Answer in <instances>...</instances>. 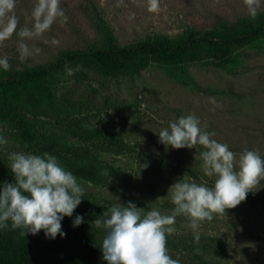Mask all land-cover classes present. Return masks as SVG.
Wrapping results in <instances>:
<instances>
[{
	"label": "rangeland",
	"instance_id": "374dc122",
	"mask_svg": "<svg viewBox=\"0 0 264 264\" xmlns=\"http://www.w3.org/2000/svg\"><path fill=\"white\" fill-rule=\"evenodd\" d=\"M34 4L35 0H17L18 29L31 26ZM61 7L66 23L58 18L49 30L31 39L13 33L0 42V55L9 57L11 66L6 72L0 70V77L30 71L66 52L97 44L95 10L121 46L149 37L178 41L192 30H208L218 22L216 26L234 25L264 17V0L254 18L248 15L245 0H158L155 11L150 10L149 0H62ZM21 39L30 50L24 58L17 50ZM41 85L38 96L45 116L34 118L32 108L23 106L25 116L34 118L38 139L51 137L64 152L74 147L90 150L67 131L72 125L80 131L111 132L128 147L121 154L92 150L102 164L105 183L78 179L83 197L97 205L116 203L112 195L122 204L133 201L138 207L170 214L173 205L167 190L176 178L184 174L212 185L214 178L203 174L199 145L174 149L159 141L158 132L182 114L195 113L237 156L244 149H256L264 156V38L233 48L227 61L150 63L140 72L130 70L115 77L72 66L47 76ZM0 134L8 140L0 146V162L7 166L9 152L25 149L13 130L0 127ZM225 215L214 214L199 229V237L218 240L217 253L192 244L189 238L196 234L189 219L177 216L173 232L167 235L169 255L180 264H264V181ZM85 237L100 244L102 232L92 225Z\"/></svg>",
	"mask_w": 264,
	"mask_h": 264
},
{
	"label": "clouds",
	"instance_id": "9594fccd",
	"mask_svg": "<svg viewBox=\"0 0 264 264\" xmlns=\"http://www.w3.org/2000/svg\"><path fill=\"white\" fill-rule=\"evenodd\" d=\"M260 2L245 0L250 17L257 15ZM16 3L17 0H0V42L10 39L13 33L31 39L49 30L58 18L63 23L68 20L62 0H35L31 26L18 29ZM149 8L155 11L158 0H149ZM17 50L21 58L30 55L23 39ZM10 67L9 57L0 55V70L6 72ZM157 135L160 143L174 149L199 145L203 174L213 177L214 182L209 186L184 174L176 178L167 190L173 205L170 214L155 207H138L133 201L122 204L119 197L111 195L116 203L91 221L102 232L99 248L106 264H180L166 247L177 216L189 219V227L198 239L202 222L213 220L214 214L226 217V209L240 204L264 181V156L258 150L244 149L237 156L227 143L215 139L216 133L208 131L195 113L170 120ZM7 143L0 134V146ZM7 161L12 179L0 181V230L19 229L24 236L43 231L49 239L58 235L63 238L61 221L66 216L73 217L84 196L78 177L47 151H11ZM83 222L81 214L72 218L73 227Z\"/></svg>",
	"mask_w": 264,
	"mask_h": 264
},
{
	"label": "trees",
	"instance_id": "16d2710c",
	"mask_svg": "<svg viewBox=\"0 0 264 264\" xmlns=\"http://www.w3.org/2000/svg\"><path fill=\"white\" fill-rule=\"evenodd\" d=\"M100 41L85 50L66 52L54 62L36 67L23 73L0 77V127L13 130L21 146L33 153L50 152L65 163V167L80 179L103 185L102 164L94 159L95 152L121 154L128 147L117 135L107 131H80L69 125L67 131L78 140L90 146L89 149L70 148L64 152L51 137L37 138L34 133V118L45 116L38 94L41 81L52 73L65 68L82 66L106 77H115L125 71L140 72L150 63L177 65L183 62L216 59L227 61L233 48L245 47L264 38V17L246 19L236 24H215L208 30H192L178 40L168 38H147L121 46L104 19L94 11ZM32 108L33 117L25 116L23 106ZM66 120L70 123L69 118ZM72 123L73 124V119ZM67 123V124H69ZM70 155L72 159L68 160ZM116 171V170H115ZM11 173L0 162V181L11 180ZM74 210L73 217L81 214L83 223L72 226L73 217L61 221L65 236L47 238L43 231L36 234H21L19 229L0 230V264H104L100 244L90 242L85 233L93 225L91 221L109 206L97 205L84 197ZM194 245H200L210 252L217 253L218 240L210 237L189 238Z\"/></svg>",
	"mask_w": 264,
	"mask_h": 264
}]
</instances>
